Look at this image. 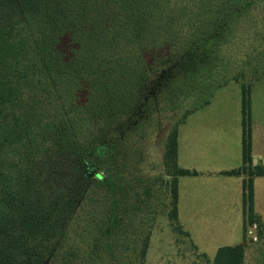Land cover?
I'll use <instances>...</instances> for the list:
<instances>
[{
	"label": "trees",
	"instance_id": "trees-1",
	"mask_svg": "<svg viewBox=\"0 0 264 264\" xmlns=\"http://www.w3.org/2000/svg\"><path fill=\"white\" fill-rule=\"evenodd\" d=\"M258 1L0 0V264H140L149 227L139 254L128 251L139 241L137 227L142 232L140 209L150 208L158 188L125 174L118 197L102 191L104 170L90 176L87 168L100 150L139 151L135 138L152 129V113L176 108L188 78L163 82L165 61L202 66L209 89L220 72L231 80L222 59ZM239 86L241 165L220 174L247 176L243 229L254 223L248 216L256 219L251 175L264 176V167L251 163L249 87ZM176 133L165 157L173 165ZM175 172L166 204L176 221L177 177L196 171ZM244 247H217L211 264H242Z\"/></svg>",
	"mask_w": 264,
	"mask_h": 264
},
{
	"label": "rangeland",
	"instance_id": "rangeland-1",
	"mask_svg": "<svg viewBox=\"0 0 264 264\" xmlns=\"http://www.w3.org/2000/svg\"><path fill=\"white\" fill-rule=\"evenodd\" d=\"M241 22L243 24L238 25L240 26L239 30L232 33L234 37L232 36L233 44L230 46L231 53L228 52L222 59L229 65L225 66L224 72H228L226 75L232 78L231 80L222 81V72L215 71L213 74H219H217L218 77H215L213 87L209 89L208 85L212 84V79H207V73L202 66L197 68L195 66L179 67L165 61L160 69V79L163 82V78L173 80L176 75L188 78L187 83L185 82L187 86L181 85L183 97L177 101L176 108L169 112L167 108L164 113L152 111V117L149 118L152 129L149 124L146 125L143 139L135 138L141 142L139 151L136 152L133 149L132 152L121 156L118 145L115 146L113 153H103L100 150L98 156L92 160V167L87 168L90 176L96 169L104 170L103 181H101L102 191H113L114 195L116 194L118 197L123 198L122 191L125 190V187L121 184L122 182L125 184L123 179L128 178L122 176L125 174L129 176L142 174L148 178L146 184L151 189L158 188L157 195L154 197L155 201L150 208L146 210L145 207L143 211L140 209L139 216L145 215L144 223L141 224L142 232H139L137 227L139 241L133 242L132 240L131 243L135 244L134 248L128 251L131 256L139 254L142 242L140 239L149 227L147 247L140 264H211L217 247L241 241L239 224L230 223L234 219L232 216L228 215L226 224H221L223 219L221 215L225 216L229 212L219 210L218 216L212 214L209 216L206 212L214 210L207 209L202 205L201 208L193 210L195 219L193 221L184 220L183 224L167 216L169 208L166 204L169 200L167 192L169 182L174 178L172 174L176 173L175 166L177 165L165 160L171 150L167 145L168 135L175 133L182 121L185 122L184 126L188 127L191 123H197L196 120L209 119L225 123L233 122V118L235 121L238 120L240 116V82L245 86L254 84V80L262 84L256 88L252 102L253 105L258 106L260 120L264 118V0L252 4L250 12ZM256 60L260 61L255 63ZM258 64L260 65L258 70L253 71L254 65L258 66ZM189 70L193 75L187 77L185 71L190 74ZM239 72H242V75H239ZM207 92H210L208 96H206ZM204 104L206 106L188 114L197 106ZM143 115L140 109L136 118H141ZM130 126H134V120H130ZM179 127L181 128V125ZM210 143L214 142L211 140ZM214 145L216 144L214 143ZM136 147L138 146L136 145ZM203 185H199V188L205 187V193L213 191L211 185L206 186V182ZM130 189H137V185H132ZM154 194L155 192L150 193V197L155 196ZM122 198L119 199L120 203L123 201ZM127 203L130 205L129 201H126ZM188 212L189 210L184 211L185 214ZM181 216L184 219L183 214ZM139 219L141 218L129 217V220L135 222ZM247 220L248 222L254 221L255 224L243 227L245 247L242 264H264V230L257 218L248 216ZM129 234L132 236L134 232L129 231Z\"/></svg>",
	"mask_w": 264,
	"mask_h": 264
},
{
	"label": "crops",
	"instance_id": "crops-1",
	"mask_svg": "<svg viewBox=\"0 0 264 264\" xmlns=\"http://www.w3.org/2000/svg\"><path fill=\"white\" fill-rule=\"evenodd\" d=\"M258 61L260 60H256L255 63ZM253 83L248 86L250 155L254 159V162L251 159V163L264 167V118L260 120L258 106L253 105L252 102L256 88L262 84L256 80ZM202 106L206 105L197 106L188 114ZM240 119L241 114L237 121L233 118V122L226 123L210 121L209 119L196 120L197 123H191L188 127H185L183 124L185 122L182 121L179 124L181 128L177 127L176 165L180 168L194 170L196 174L177 177L176 220L180 224L186 220L193 221L195 219V211L193 212V210L198 209V207L201 208L202 205L207 209L214 210L209 213L206 212L209 216L211 214L218 216L219 210L229 212V214L224 213L225 216L221 215L224 219L221 220V224H226V218L232 216L234 219L230 223L239 224L241 231L239 243H244L241 186L243 179L247 176L244 174L235 176L220 174L222 171L241 165ZM211 140L216 145L211 144ZM205 182L206 186H212V192L205 193V187L199 188V185L204 186ZM251 185L252 212L264 230V176L251 175ZM188 210V214H185L184 211Z\"/></svg>",
	"mask_w": 264,
	"mask_h": 264
},
{
	"label": "water",
	"instance_id": "water-1",
	"mask_svg": "<svg viewBox=\"0 0 264 264\" xmlns=\"http://www.w3.org/2000/svg\"><path fill=\"white\" fill-rule=\"evenodd\" d=\"M252 161L254 162V159H252Z\"/></svg>",
	"mask_w": 264,
	"mask_h": 264
}]
</instances>
